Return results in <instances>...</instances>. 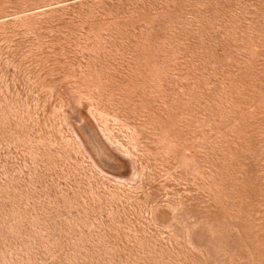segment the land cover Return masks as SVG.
Wrapping results in <instances>:
<instances>
[{
    "label": "rangeland",
    "instance_id": "1",
    "mask_svg": "<svg viewBox=\"0 0 264 264\" xmlns=\"http://www.w3.org/2000/svg\"><path fill=\"white\" fill-rule=\"evenodd\" d=\"M0 264H264V0H0Z\"/></svg>",
    "mask_w": 264,
    "mask_h": 264
}]
</instances>
